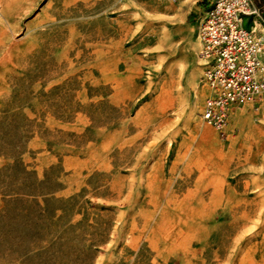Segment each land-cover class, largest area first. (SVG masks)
Returning <instances> with one entry per match:
<instances>
[{"label":"rangeland","instance_id":"374dc122","mask_svg":"<svg viewBox=\"0 0 264 264\" xmlns=\"http://www.w3.org/2000/svg\"><path fill=\"white\" fill-rule=\"evenodd\" d=\"M205 2L0 0V264H264V110L202 120Z\"/></svg>","mask_w":264,"mask_h":264},{"label":"built area","instance_id":"2783aa9c","mask_svg":"<svg viewBox=\"0 0 264 264\" xmlns=\"http://www.w3.org/2000/svg\"><path fill=\"white\" fill-rule=\"evenodd\" d=\"M255 11L251 0H210L197 20L205 90L200 114L226 137L231 107L264 110V41L243 23Z\"/></svg>","mask_w":264,"mask_h":264},{"label":"crops","instance_id":"0c3cea01","mask_svg":"<svg viewBox=\"0 0 264 264\" xmlns=\"http://www.w3.org/2000/svg\"><path fill=\"white\" fill-rule=\"evenodd\" d=\"M209 1L210 0H206V2H205V5H204V7L199 11V13H198V18H199V16L202 14V12L204 11V9H205V7L207 6V4L209 3ZM251 3H252V5L254 6V5H256V4H259V5H262V6H264V0H251ZM198 20V19H197ZM250 22V16H244L243 17V23H244V25L246 26V27H250L249 26V23ZM261 31V30H260ZM255 32H256V34L258 35V36H261L262 38H263V41H264V32H259V30L258 31H256L255 30ZM198 48H199V45H198ZM198 50V49H197Z\"/></svg>","mask_w":264,"mask_h":264},{"label":"bare ground","instance_id":"6f19581e","mask_svg":"<svg viewBox=\"0 0 264 264\" xmlns=\"http://www.w3.org/2000/svg\"><path fill=\"white\" fill-rule=\"evenodd\" d=\"M255 29H256V28H255ZM1 42H2V41H1ZM198 43H200V42H199V39H198Z\"/></svg>","mask_w":264,"mask_h":264}]
</instances>
